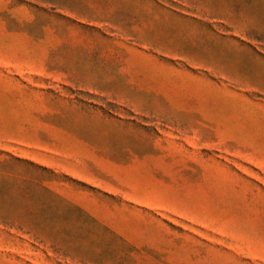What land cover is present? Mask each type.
<instances>
[{"label":"rangeland","instance_id":"374dc122","mask_svg":"<svg viewBox=\"0 0 264 264\" xmlns=\"http://www.w3.org/2000/svg\"><path fill=\"white\" fill-rule=\"evenodd\" d=\"M0 264H264V0H0Z\"/></svg>","mask_w":264,"mask_h":264}]
</instances>
